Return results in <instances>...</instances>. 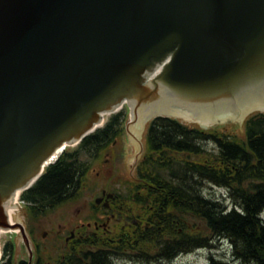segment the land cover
Instances as JSON below:
<instances>
[{"label":"water","instance_id":"1","mask_svg":"<svg viewBox=\"0 0 264 264\" xmlns=\"http://www.w3.org/2000/svg\"><path fill=\"white\" fill-rule=\"evenodd\" d=\"M126 103L135 161L155 116L264 112V0H0V231L28 264L18 192Z\"/></svg>","mask_w":264,"mask_h":264},{"label":"trees","instance_id":"2","mask_svg":"<svg viewBox=\"0 0 264 264\" xmlns=\"http://www.w3.org/2000/svg\"><path fill=\"white\" fill-rule=\"evenodd\" d=\"M126 110L122 107L111 113L102 126L80 141L74 153L68 155L65 149L48 165V171L59 173L76 158L81 163L89 160L98 146L121 136ZM244 128L241 137L236 132L192 127L170 116L154 117L149 122L145 153L137 169L146 188L139 192L140 183L135 180L123 195L131 203L144 205L141 218L148 219L150 225L142 231L134 225L130 234L128 229L127 234L118 230L112 239L78 236L67 245L64 258L47 261L38 256L34 264H116L117 253H147L149 249L158 256L172 258L209 246L215 239L227 240L232 246V258L223 264H264V112L249 114ZM210 140L211 148L204 143ZM64 178L61 175L50 180L49 188L60 187ZM205 181L226 187L233 205L228 207L225 201L205 196ZM28 191L21 193L25 201L29 200ZM38 214L33 207L31 215ZM10 244L12 241L3 246V257ZM7 260L3 264H12V259ZM18 264H28V260L20 259Z\"/></svg>","mask_w":264,"mask_h":264},{"label":"rangeland","instance_id":"3","mask_svg":"<svg viewBox=\"0 0 264 264\" xmlns=\"http://www.w3.org/2000/svg\"><path fill=\"white\" fill-rule=\"evenodd\" d=\"M126 119L127 123L131 119L130 108L126 103ZM256 112V111H255ZM253 113V112H252ZM179 121L188 124L192 127H200V121L196 119H184L181 117H174ZM107 119V116H106ZM244 122L238 121L231 123H217L215 121L208 123V127L205 129L208 131H228L231 133H238L241 137H244ZM149 126V122L146 123L143 145L146 140V132ZM135 139L133 134L128 131L124 132L122 136L118 138L115 150H119L117 153L112 151L104 156L101 163H97L86 179V186L83 189L81 197L66 202L60 207H57L51 212H48L44 216L37 217L35 220L29 218L25 211V203L21 199L30 239L31 249L33 250V257L31 264L37 260V257L43 258L47 261H53L60 259L62 253L66 252V246L68 245V237L71 235L69 232L72 229H76L81 223L88 221L87 214L91 212L90 204L95 195H98L102 188H107L109 191L116 190L125 194L133 187V182L136 180V169H134V154L137 150ZM208 147L213 146V141L204 142ZM71 149L75 148L70 146ZM120 147V148H119ZM146 148V146H145ZM143 149V151L145 150ZM145 153V151H144ZM143 152L141 153L142 157ZM191 157V156H190ZM197 156H194L196 158ZM143 158V157H142ZM141 158V160H142ZM139 162V160H137ZM141 162V161H140ZM205 196L213 197L225 201L228 207H231L233 203L229 198L228 190L224 186L212 184L205 181L203 184V190ZM131 203V202H129ZM132 209L129 210L130 217H137L141 211H144V206L131 203ZM264 218V209L261 212ZM138 218V217H137ZM132 220L133 218H129ZM125 220V219H124ZM118 214L110 220L111 225L120 227L124 222ZM81 231V227H79ZM88 231L94 230V226L91 225ZM59 231V232H58ZM78 237V234L75 235ZM12 241L13 244L9 245L8 254L6 257L2 256L3 246L6 242ZM0 264L5 263L9 258L12 259V264H18L20 259L29 260L30 250L28 249L25 238L21 236L19 228H13L8 230H2L0 234ZM36 251V256L34 255ZM116 264H223L232 258V246L229 241L215 239L209 246H203L193 249L192 251L178 254L175 257L167 258L158 256L156 252L149 249L147 253L141 250L125 251L114 255ZM8 261V260H7ZM239 264H247L239 262Z\"/></svg>","mask_w":264,"mask_h":264},{"label":"flooded vegetation","instance_id":"4","mask_svg":"<svg viewBox=\"0 0 264 264\" xmlns=\"http://www.w3.org/2000/svg\"><path fill=\"white\" fill-rule=\"evenodd\" d=\"M126 131L127 130L125 123L124 132ZM119 137H117L112 142H107L105 145L98 146L97 150H95V147L93 146L91 149L95 150L96 152L95 151L91 152L89 160H82L81 163L80 160H78L79 158H76V160L72 162V164L67 165L59 173H53L52 171H48L47 168L48 166H46L41 176L28 188L29 200H26L25 211L28 214L29 218L35 220L37 217L44 216L48 212L53 211L57 207H60L63 204H65L66 202L81 197L84 187H87L86 179L89 172L93 168H95V165L97 163H101L103 161L104 156L112 151V147H114L113 149L114 152L117 153L119 151V150L118 151L115 150V146L119 145L117 144ZM79 143H77L75 145V148L73 149H71V147H68L67 154L69 155L70 152L74 153L73 151H76L78 149ZM145 146H146V140L143 145V149L145 148ZM144 151L142 157L144 156ZM67 154L65 155V157L67 156ZM141 158L139 162L137 160L133 162L134 164L133 167L134 169H136V175H137L138 166L141 163L140 162ZM74 159L75 156L71 157V160ZM61 175H65V178L63 180L64 184L63 185L61 184L60 187L58 186L50 189L49 181L50 180L55 181L59 179ZM136 181L140 183L141 188L139 192L141 190L143 191V189L146 188L143 185L144 178L142 176L137 175ZM41 190L43 193L41 192ZM31 192L34 193L32 194L33 196L30 195ZM123 195L124 194L121 193L120 191H116L113 189L109 191L107 188H102L100 193L98 195H95L94 199L91 201L92 203L90 204L91 212L87 214L88 221H86L85 223L84 222L81 223L76 229L70 230L69 233L71 235L68 237V240L70 239L68 241V244L71 241V239L76 238L75 236L76 234H78V236H80L81 238H87V237L90 238L91 236L92 237L97 236L104 239L105 238L112 239L117 234L118 230H120L121 233L124 232L126 234L128 233L129 230V234H130L133 233L132 227L134 225L139 227V231H142L143 227L149 226L150 221H148V219L141 218V215L144 214L145 207H144V211H141L137 216L138 218L134 216L130 217L128 212L129 210H131V208H129V200H127L126 197H123ZM136 205L144 206L141 203ZM33 207H35L37 212L39 213L37 216L31 215V210ZM116 214H118L121 219L123 220L125 219L122 225H120V227L116 226L117 224L115 225L110 224V220L114 216H116ZM129 218H133V219L130 220ZM142 220L143 222H141ZM91 225L94 226V230L88 231ZM79 227H81L84 230L81 231ZM29 231H31V229ZM34 255L36 256V251ZM64 256L65 254L62 253L60 258H64Z\"/></svg>","mask_w":264,"mask_h":264},{"label":"bare ground","instance_id":"5","mask_svg":"<svg viewBox=\"0 0 264 264\" xmlns=\"http://www.w3.org/2000/svg\"><path fill=\"white\" fill-rule=\"evenodd\" d=\"M2 233V231H0V234Z\"/></svg>","mask_w":264,"mask_h":264}]
</instances>
